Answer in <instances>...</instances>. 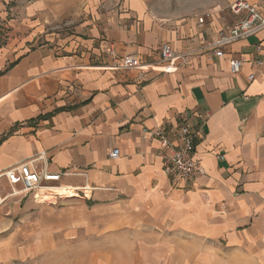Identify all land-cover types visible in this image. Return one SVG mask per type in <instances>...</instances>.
Instances as JSON below:
<instances>
[{
    "label": "crops",
    "instance_id": "obj_1",
    "mask_svg": "<svg viewBox=\"0 0 264 264\" xmlns=\"http://www.w3.org/2000/svg\"><path fill=\"white\" fill-rule=\"evenodd\" d=\"M236 1L0 0V264H64L79 223L94 256L72 264H264V29L208 47L247 15ZM164 43L187 65L163 72ZM128 54L149 69L118 68ZM203 113L185 184L153 131ZM41 154L53 187L86 195H12L1 173Z\"/></svg>",
    "mask_w": 264,
    "mask_h": 264
},
{
    "label": "built area",
    "instance_id": "obj_2",
    "mask_svg": "<svg viewBox=\"0 0 264 264\" xmlns=\"http://www.w3.org/2000/svg\"><path fill=\"white\" fill-rule=\"evenodd\" d=\"M231 10L239 14L247 10V15L240 22L232 25L227 33L220 32L215 40L208 45L214 48V56L222 57V46L231 44V42L251 36L264 29V15L256 6L249 4L245 0H238L231 5ZM203 22V18L199 19V23ZM258 49H260L258 47ZM193 52H179L176 53L171 48L170 44L164 43L160 48L161 67L163 72H172L177 70L182 65H187L189 56ZM121 64L118 68L121 69H137L141 72L149 69V66L141 64L133 54H128L122 58ZM241 60L231 58L229 61V70L236 74L240 72ZM254 65L258 68H264L263 60H256ZM154 69L153 67H150ZM254 74L249 75V79H253ZM199 118V126L193 127L190 124L178 123L173 127L161 125L153 132V135L158 139L161 146V157L163 161V170L167 175H178L185 184L191 183L195 174L200 171V162L193 157L195 149V138L203 134V126L207 120L208 115L205 113L197 114ZM120 154L119 148L112 150L110 157L116 159ZM43 159V154L36 158L27 159L3 171L1 174L8 181L12 191V195L30 194L35 203H44L46 198L42 199V192L47 194L51 192L53 186L50 183L58 182L61 173L51 172L45 165L39 168L35 165V161ZM19 186V189H15ZM44 189V190H43ZM76 192H81L86 195L85 191L80 189H72ZM77 194V193H76ZM63 197L61 194H55L54 198ZM264 242V236L262 237Z\"/></svg>",
    "mask_w": 264,
    "mask_h": 264
},
{
    "label": "rangeland",
    "instance_id": "obj_3",
    "mask_svg": "<svg viewBox=\"0 0 264 264\" xmlns=\"http://www.w3.org/2000/svg\"><path fill=\"white\" fill-rule=\"evenodd\" d=\"M52 192L48 191V196L46 198L47 202H55L56 199L54 198V194ZM65 196V195H62ZM44 198V197H43ZM60 208L62 205H59ZM74 208L78 211L82 209V205L75 203ZM69 231H75L77 234L74 233V235H70ZM85 228L84 225H81L80 223L72 230H64L62 232L61 238H62V258L64 264H72L76 261L79 262H89L91 258L94 256L93 253H91V247L87 245L88 239L85 237L84 234ZM54 262V256H48L47 257V263H53Z\"/></svg>",
    "mask_w": 264,
    "mask_h": 264
},
{
    "label": "bare ground",
    "instance_id": "obj_4",
    "mask_svg": "<svg viewBox=\"0 0 264 264\" xmlns=\"http://www.w3.org/2000/svg\"><path fill=\"white\" fill-rule=\"evenodd\" d=\"M63 187H58V188H55V187H53V188H51V189H49V190H51V192H52V190L54 191L53 192V194L55 195V194H59V193H56L55 191H57L58 189H62ZM44 190V189H43ZM68 190H72V189H66V190H64V189H62L61 191L62 192H68ZM73 192H74V190H72ZM75 193V192H74ZM42 194H43V196H42V199H43V197L44 198H47V196H48V194H44L43 192H42ZM62 195V194H61Z\"/></svg>",
    "mask_w": 264,
    "mask_h": 264
}]
</instances>
